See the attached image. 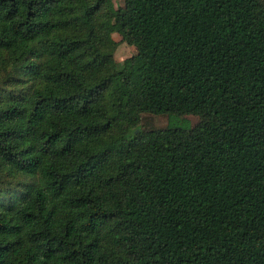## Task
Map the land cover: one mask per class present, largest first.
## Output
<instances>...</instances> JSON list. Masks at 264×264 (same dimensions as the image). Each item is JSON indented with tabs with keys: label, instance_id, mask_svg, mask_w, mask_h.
Instances as JSON below:
<instances>
[{
	"label": "trees",
	"instance_id": "16d2710c",
	"mask_svg": "<svg viewBox=\"0 0 264 264\" xmlns=\"http://www.w3.org/2000/svg\"><path fill=\"white\" fill-rule=\"evenodd\" d=\"M113 1L0 0V264H264V0Z\"/></svg>",
	"mask_w": 264,
	"mask_h": 264
},
{
	"label": "rangeland",
	"instance_id": "374dc122",
	"mask_svg": "<svg viewBox=\"0 0 264 264\" xmlns=\"http://www.w3.org/2000/svg\"><path fill=\"white\" fill-rule=\"evenodd\" d=\"M115 7L122 6L124 0H114ZM112 39L116 42V48L114 52V59L117 65H121L123 60L133 56L136 50L133 46L125 43L121 36L117 33L111 35ZM199 119L195 116H184V117H167V116H153L147 121L143 122L141 128L143 130L149 129H162V128H190L198 123Z\"/></svg>",
	"mask_w": 264,
	"mask_h": 264
}]
</instances>
